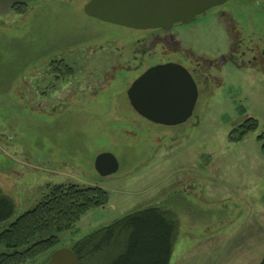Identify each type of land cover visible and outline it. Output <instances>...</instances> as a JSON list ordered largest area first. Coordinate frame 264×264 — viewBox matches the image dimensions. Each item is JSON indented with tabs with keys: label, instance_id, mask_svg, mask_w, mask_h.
Returning a JSON list of instances; mask_svg holds the SVG:
<instances>
[{
	"label": "rangeland",
	"instance_id": "rangeland-1",
	"mask_svg": "<svg viewBox=\"0 0 264 264\" xmlns=\"http://www.w3.org/2000/svg\"><path fill=\"white\" fill-rule=\"evenodd\" d=\"M89 1L0 0V189L16 204L0 233L43 201L50 186L98 185L109 192V204L58 234L56 250L74 249L130 213L155 205L167 209L174 201L180 233L170 264H260L264 153L258 136L264 132V75L232 67L223 58L231 17L224 16V24L208 13L183 32L195 52L217 62L220 79L212 96L199 101L197 123L187 124V134L173 140L171 127L148 122L125 97L110 100L120 85L100 76L111 65L107 53L83 58L86 46L120 31L88 16ZM224 7L246 33L264 36V0H230ZM54 57L71 67V75L57 77L66 66L54 65ZM101 82L105 96L90 92L91 102L77 100ZM61 94L67 102L59 101ZM248 118L259 127L240 139ZM104 152L117 157L116 173L103 176L97 170L96 158ZM4 249L0 244V254Z\"/></svg>",
	"mask_w": 264,
	"mask_h": 264
},
{
	"label": "trees",
	"instance_id": "trees-1",
	"mask_svg": "<svg viewBox=\"0 0 264 264\" xmlns=\"http://www.w3.org/2000/svg\"><path fill=\"white\" fill-rule=\"evenodd\" d=\"M259 127L248 118L240 126L239 138ZM264 153V132L258 136ZM110 202L109 192L98 185L80 183L48 187L46 197L35 208L21 214L0 233V264H36L56 251L58 234L73 229L91 210ZM16 212L13 199L0 189V224ZM180 233L173 211L155 205L126 215L80 240L74 251L81 264H170ZM260 264H264V259Z\"/></svg>",
	"mask_w": 264,
	"mask_h": 264
},
{
	"label": "flooded vegetation",
	"instance_id": "flooded-vegetation-1",
	"mask_svg": "<svg viewBox=\"0 0 264 264\" xmlns=\"http://www.w3.org/2000/svg\"><path fill=\"white\" fill-rule=\"evenodd\" d=\"M226 3L214 7L206 13L197 15L188 23L177 22L168 28L142 29L110 23V25L120 29L119 33L115 37L107 36L109 38L107 41L103 43L100 42L94 45V47H92V45L86 46V49H84L86 53L83 55V58H96L99 53H107L109 56L108 61L111 65L108 66V70L101 72L100 76L104 79L112 80L116 85H120L119 88H116L113 93L110 94V100L116 102V99L120 96L125 97L130 108L138 115L156 125L171 127L172 133L175 135L172 139H179L180 135L184 136L187 134V124L195 125V123H197L198 115L195 111L199 101L202 98L208 99L212 96L214 92L213 89L219 84L220 79V70L217 62L199 55L185 40L183 32L189 30L187 28L190 27L198 17L207 15L208 13L218 15V18L226 24L224 16L229 15L231 17L229 20L231 24L228 23L227 26L225 25V29L230 38V45L223 58H225L232 67L242 70L254 69L264 75V36L256 35L255 31L246 33L244 28L240 27V23L234 15L224 7ZM73 50L74 49H72V51ZM57 58L54 57L52 59L54 65L58 62H63V60L59 61ZM62 64L66 66V69L61 70L64 71V73H60L61 71H59L56 74L57 77L71 75V67H69L66 62ZM157 66H165L173 71H186L189 73L192 80L190 83L195 87L194 90H191L189 101L192 100V97L197 91L193 114L182 123L174 125L157 123L137 112L132 104L129 91L134 82L141 78L148 70ZM173 76H177L175 72ZM97 86H99L98 90L93 91L88 88L86 93H79L77 95V100L81 101L88 98L87 101L91 102L93 98L92 95L98 97L105 96L104 92L106 91L103 88L105 83H98ZM90 92L94 94L88 95ZM57 97L60 102H67V98L63 94L57 95ZM164 99L166 103H169L167 107L171 106L177 110L186 109L187 98L181 91L166 95ZM73 106L74 99L71 98L68 107L72 108ZM116 106H114L115 109L118 108ZM53 110L56 111L57 109L54 108ZM182 132L184 133L181 134ZM190 193L193 192L190 191Z\"/></svg>",
	"mask_w": 264,
	"mask_h": 264
},
{
	"label": "water",
	"instance_id": "water-1",
	"mask_svg": "<svg viewBox=\"0 0 264 264\" xmlns=\"http://www.w3.org/2000/svg\"><path fill=\"white\" fill-rule=\"evenodd\" d=\"M229 0H90L85 13L104 22L133 28H168L177 22L188 23L197 15L225 4ZM174 72L177 76H173ZM171 74V75H170ZM188 72H178L165 66L148 70L134 82L129 94L133 106L144 117L167 125L184 122L193 114L196 93L189 101L195 87ZM184 93L186 109L167 107L164 97L174 92ZM96 168L103 176L116 173L120 168L117 157L109 152L96 158ZM47 264H81L77 253L70 248L54 251Z\"/></svg>",
	"mask_w": 264,
	"mask_h": 264
},
{
	"label": "crops",
	"instance_id": "crops-1",
	"mask_svg": "<svg viewBox=\"0 0 264 264\" xmlns=\"http://www.w3.org/2000/svg\"><path fill=\"white\" fill-rule=\"evenodd\" d=\"M199 175H201L200 173H199ZM174 193V192H173ZM176 194V193H175ZM167 209L168 210H171V211H175V205H174V201H171V202H169V203H167ZM171 205V206H170ZM166 206V205H165Z\"/></svg>",
	"mask_w": 264,
	"mask_h": 264
}]
</instances>
